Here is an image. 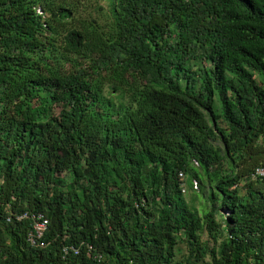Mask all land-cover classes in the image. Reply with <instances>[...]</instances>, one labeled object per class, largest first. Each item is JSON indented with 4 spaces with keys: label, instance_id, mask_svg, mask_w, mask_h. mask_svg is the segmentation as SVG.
<instances>
[{
    "label": "trees",
    "instance_id": "16d2710c",
    "mask_svg": "<svg viewBox=\"0 0 264 264\" xmlns=\"http://www.w3.org/2000/svg\"><path fill=\"white\" fill-rule=\"evenodd\" d=\"M263 165L264 0H0V264H264Z\"/></svg>",
    "mask_w": 264,
    "mask_h": 264
},
{
    "label": "built area",
    "instance_id": "2783aa9c",
    "mask_svg": "<svg viewBox=\"0 0 264 264\" xmlns=\"http://www.w3.org/2000/svg\"><path fill=\"white\" fill-rule=\"evenodd\" d=\"M252 178H264V165L263 166H256L253 171L251 172ZM182 190H184V187L182 186ZM26 215L23 214L21 217H24ZM47 225V219L44 217L41 213H34L32 215V224H31V230L28 233V239L32 243H36L37 239L40 238L43 234V232L46 229Z\"/></svg>",
    "mask_w": 264,
    "mask_h": 264
},
{
    "label": "rangeland",
    "instance_id": "374dc122",
    "mask_svg": "<svg viewBox=\"0 0 264 264\" xmlns=\"http://www.w3.org/2000/svg\"><path fill=\"white\" fill-rule=\"evenodd\" d=\"M194 184H196V182H194ZM182 193L184 194L185 198L188 199L191 191H189L187 189V187H184V190H182ZM199 200H200L199 195H196L195 203L197 204L199 202ZM204 236H205V234H204Z\"/></svg>",
    "mask_w": 264,
    "mask_h": 264
}]
</instances>
